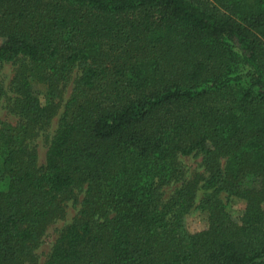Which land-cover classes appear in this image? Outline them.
I'll list each match as a JSON object with an SVG mask.
<instances>
[{
	"label": "trees",
	"instance_id": "trees-1",
	"mask_svg": "<svg viewBox=\"0 0 264 264\" xmlns=\"http://www.w3.org/2000/svg\"><path fill=\"white\" fill-rule=\"evenodd\" d=\"M0 39V264H264V0H0Z\"/></svg>",
	"mask_w": 264,
	"mask_h": 264
},
{
	"label": "rangeland",
	"instance_id": "rangeland-1",
	"mask_svg": "<svg viewBox=\"0 0 264 264\" xmlns=\"http://www.w3.org/2000/svg\"><path fill=\"white\" fill-rule=\"evenodd\" d=\"M1 41V39H0ZM2 77L8 81L10 77L12 76V65L11 63H6L2 69ZM4 118H12V115L7 113L6 109L4 108V105L2 101L0 100V120ZM39 155H40V161H44V155L46 151V145L44 144V139L39 138ZM199 162L200 157H184V164L189 170H193L195 168L199 169ZM245 207V201L238 198V197H231L228 200V211L235 217H238L243 209ZM75 212L74 208L68 207V213L65 219L58 220L55 222L50 228L48 229V233L44 237V240L41 244V246L38 249V253L40 255V260H44L45 255L49 252L52 243L56 237L55 228L63 226L68 220H70L72 214ZM186 227L189 231H196L200 230L205 227L207 223V213L202 212L200 210H194L191 213H189L185 218Z\"/></svg>",
	"mask_w": 264,
	"mask_h": 264
}]
</instances>
